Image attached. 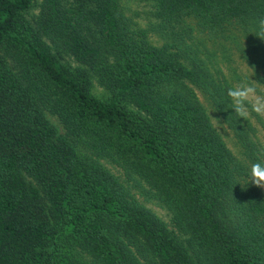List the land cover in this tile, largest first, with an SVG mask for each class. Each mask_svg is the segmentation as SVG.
<instances>
[{
  "label": "trees",
  "instance_id": "1",
  "mask_svg": "<svg viewBox=\"0 0 264 264\" xmlns=\"http://www.w3.org/2000/svg\"><path fill=\"white\" fill-rule=\"evenodd\" d=\"M151 1L159 46L121 0H0V264H264V187L249 182L262 118L234 112L235 85L192 34L242 31L264 73V0ZM102 158L157 195L170 225Z\"/></svg>",
  "mask_w": 264,
  "mask_h": 264
},
{
  "label": "rangeland",
  "instance_id": "2",
  "mask_svg": "<svg viewBox=\"0 0 264 264\" xmlns=\"http://www.w3.org/2000/svg\"><path fill=\"white\" fill-rule=\"evenodd\" d=\"M121 6L125 14L132 18L137 27L146 28L150 25L147 38L151 44L159 46L165 42L166 31L158 25V20L151 12V0H121ZM32 10L36 11L35 8ZM152 23H154L153 27ZM186 23V25H191V18H186ZM192 34L193 37H195V42L201 46L202 55L212 68L224 73L235 86L240 83L253 86L256 89L255 96L264 98V73L258 63L259 52L253 48L248 38L242 34V31L232 30L223 38L219 35L208 38L207 34L199 29L193 30ZM187 41L190 42L193 40L188 39ZM91 88L97 95H103L105 92L95 78H92ZM198 96L207 108L214 125L222 134L227 145L233 150L236 156L244 158L242 148L236 137L223 122L221 117L214 111L210 101L200 92H198ZM258 115L262 118V122L258 121L255 115L251 116V121L256 128L257 140L264 149V111L258 113ZM48 117L59 132L64 131L63 125L57 116L49 113ZM100 161L128 187L130 192L141 203L152 209L170 225L171 214L167 207L157 195L152 192L144 191L147 189L144 183L142 184V190L140 186L133 184L132 180L126 176L124 169L120 165L109 158H102Z\"/></svg>",
  "mask_w": 264,
  "mask_h": 264
},
{
  "label": "clouds",
  "instance_id": "3",
  "mask_svg": "<svg viewBox=\"0 0 264 264\" xmlns=\"http://www.w3.org/2000/svg\"><path fill=\"white\" fill-rule=\"evenodd\" d=\"M255 35L264 40V17L257 20V31ZM256 89L248 84L240 83L227 90L232 109L240 117L248 115L249 105L258 113L264 111V98L255 96ZM249 182L257 187H264V163L256 162L251 165L249 171Z\"/></svg>",
  "mask_w": 264,
  "mask_h": 264
}]
</instances>
